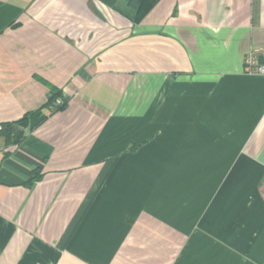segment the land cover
Returning a JSON list of instances; mask_svg holds the SVG:
<instances>
[{"label": "crops", "instance_id": "0c3cea01", "mask_svg": "<svg viewBox=\"0 0 264 264\" xmlns=\"http://www.w3.org/2000/svg\"><path fill=\"white\" fill-rule=\"evenodd\" d=\"M121 7L0 0V264H264V0Z\"/></svg>", "mask_w": 264, "mask_h": 264}, {"label": "trees", "instance_id": "16d2710c", "mask_svg": "<svg viewBox=\"0 0 264 264\" xmlns=\"http://www.w3.org/2000/svg\"><path fill=\"white\" fill-rule=\"evenodd\" d=\"M159 1L160 0H122V7L118 9V11L132 22L139 23L152 11ZM48 106L52 108L53 112H58L65 109L67 100L62 99V93L60 91L53 89L48 99ZM27 120L28 117H25L20 123L25 125V121ZM0 134L8 135L9 138H14L15 141L19 140V134H13L10 124L4 125ZM34 180H31V182Z\"/></svg>", "mask_w": 264, "mask_h": 264}, {"label": "built area", "instance_id": "2783aa9c", "mask_svg": "<svg viewBox=\"0 0 264 264\" xmlns=\"http://www.w3.org/2000/svg\"><path fill=\"white\" fill-rule=\"evenodd\" d=\"M244 73L246 75H264V64H260L254 54H249L244 61ZM3 126L0 125V132Z\"/></svg>", "mask_w": 264, "mask_h": 264}]
</instances>
